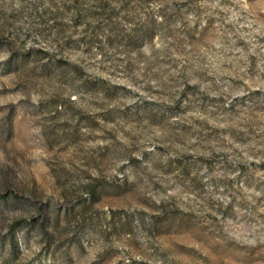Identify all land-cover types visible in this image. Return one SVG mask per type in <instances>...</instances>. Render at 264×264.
Wrapping results in <instances>:
<instances>
[{
  "label": "rangeland",
  "instance_id": "rangeland-1",
  "mask_svg": "<svg viewBox=\"0 0 264 264\" xmlns=\"http://www.w3.org/2000/svg\"><path fill=\"white\" fill-rule=\"evenodd\" d=\"M0 264H264V0H0Z\"/></svg>",
  "mask_w": 264,
  "mask_h": 264
},
{
  "label": "trees",
  "instance_id": "trees-1",
  "mask_svg": "<svg viewBox=\"0 0 264 264\" xmlns=\"http://www.w3.org/2000/svg\"><path fill=\"white\" fill-rule=\"evenodd\" d=\"M14 51V53H18L16 50H13ZM60 62H63L62 60H60ZM6 195H10V194H13V193H11L10 191L9 192H7V193H5ZM16 194V193H15ZM14 195V194H13Z\"/></svg>",
  "mask_w": 264,
  "mask_h": 264
}]
</instances>
